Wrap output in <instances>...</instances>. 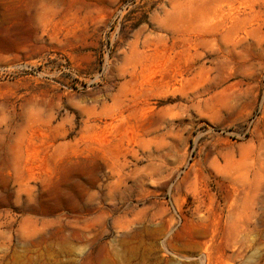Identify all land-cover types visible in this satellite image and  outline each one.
Listing matches in <instances>:
<instances>
[{
	"label": "rangeland",
	"instance_id": "374dc122",
	"mask_svg": "<svg viewBox=\"0 0 264 264\" xmlns=\"http://www.w3.org/2000/svg\"><path fill=\"white\" fill-rule=\"evenodd\" d=\"M0 264H264V0H0Z\"/></svg>",
	"mask_w": 264,
	"mask_h": 264
}]
</instances>
